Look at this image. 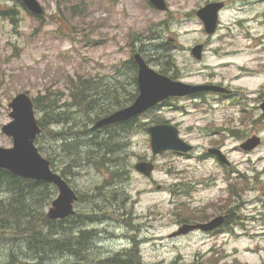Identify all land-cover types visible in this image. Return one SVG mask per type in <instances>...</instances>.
Returning a JSON list of instances; mask_svg holds the SVG:
<instances>
[{
	"label": "rangeland",
	"instance_id": "374dc122",
	"mask_svg": "<svg viewBox=\"0 0 264 264\" xmlns=\"http://www.w3.org/2000/svg\"><path fill=\"white\" fill-rule=\"evenodd\" d=\"M38 1L45 11L41 18L17 0H0L1 7L14 12L0 17V147L13 145L1 129L10 121L8 104L17 94L35 98L47 90L62 93L70 77L85 75L121 89L123 99V89H134V72L124 64L136 53L156 71L170 67L159 53L172 56L179 68L175 80L234 90L229 98L205 94L204 99L171 100L138 118L123 155L128 169L123 189L131 195L127 209L132 212L124 219L112 209L99 215L110 219L89 225L101 232L90 254L104 259L138 247L139 264H264V118L259 109L264 99V0H167L166 12L149 0ZM214 1H226L227 8L219 15L217 32L209 36L196 13ZM198 44L205 45L201 61L191 53ZM63 98L70 99L65 92ZM163 121L177 126L181 138L195 147L190 155L171 151L153 156L144 128ZM254 135L262 138L261 146L251 153L241 150ZM67 143L51 137L45 143L42 137L36 146L60 150ZM209 148L221 149L231 166L205 157ZM139 161L156 165L152 178L135 170ZM68 178L87 198L104 180L96 169ZM82 203L76 204V212L89 213V203ZM225 213L232 223L218 234L169 238L177 224L206 222ZM71 231L67 224L54 238L68 237ZM21 245L22 240L17 252ZM57 257L48 264L74 260Z\"/></svg>",
	"mask_w": 264,
	"mask_h": 264
},
{
	"label": "trees",
	"instance_id": "16d2710c",
	"mask_svg": "<svg viewBox=\"0 0 264 264\" xmlns=\"http://www.w3.org/2000/svg\"><path fill=\"white\" fill-rule=\"evenodd\" d=\"M17 2L22 5L20 0ZM8 9L0 6V17H11L14 12ZM70 16L73 14L70 13ZM63 17H66L65 14ZM164 53H159V56L166 58L164 63L170 67L163 66L159 72L176 79L179 68L172 56ZM124 65L130 66L134 72V89L133 92L123 89L127 94L123 99L120 98L121 89L102 82L100 78L90 79L85 75L68 79L69 84L64 91L70 98L67 102L63 98L64 92L55 93L51 90L32 98L34 108L40 114L38 124L41 133L37 138L38 142L42 137L45 143L50 137L54 141L61 139L63 143L68 142L60 150L50 146L48 150L42 151V148L37 146L49 160L51 168L55 172L59 171L67 182L70 181V174H81L89 169H96L104 180L95 186L88 198L76 190L79 194L78 204L89 203L86 208L89 213L76 212L63 220H51L44 209L54 200L55 187L52 184L20 178L0 168V248L4 256L0 264H27L23 259L32 260L33 264H48L58 258V254L65 256L64 258H74L65 264H139L138 247L104 259L90 254L91 243L101 232L95 227L89 228V225L104 221L108 216L99 215L109 214L110 209L114 212L118 210L123 219L129 217L132 212L127 209L131 195H126V189H123V185L128 181V169L123 164V155L125 145L129 143L128 136L133 133L139 119L106 126L101 130L91 129L99 119L126 107L137 97V64L133 56ZM197 97L203 98L204 95ZM168 101L163 105H168ZM65 106L69 112H60ZM144 129L147 130V127ZM70 132L74 134L71 135ZM67 224L72 229L69 236L54 238V235L66 231ZM127 224L129 227L133 226L131 223ZM20 240L23 250L17 252ZM12 246H16V250L12 249ZM18 253H21L22 259Z\"/></svg>",
	"mask_w": 264,
	"mask_h": 264
},
{
	"label": "water",
	"instance_id": "95a60500",
	"mask_svg": "<svg viewBox=\"0 0 264 264\" xmlns=\"http://www.w3.org/2000/svg\"><path fill=\"white\" fill-rule=\"evenodd\" d=\"M24 7L35 16L44 15V8L38 0H21ZM157 10H169L167 0H149ZM225 7V2H210L201 7L196 15L203 22L204 30L212 36L219 27V15ZM204 44H198L191 50L193 57L201 61L204 55ZM138 66L139 94L132 104L119 109L112 114L99 119L93 129L126 122L139 117L163 101L172 97H186L199 92H215L230 94L232 91L215 84L192 85L175 81L170 77L150 68L143 57L135 55ZM3 104L0 102V108ZM11 110L10 121L1 131L12 139L13 145L9 148L0 147V168L6 169L14 175L30 180L42 181L54 185L58 191L47 212L51 220L65 219L75 213L74 206L78 195L73 188L58 174L53 172L50 162L42 156L35 145V140L41 133L38 118L31 96L22 92L17 94L8 104ZM264 116V101L260 106ZM153 156L163 155L168 151L188 154L194 147L180 137L179 129L172 124H156L148 127ZM261 144V138L254 135L241 144L240 148L251 152ZM209 154L218 157L222 164L230 166L227 157L218 149H209ZM135 170L146 178H152L155 164L151 161H139ZM225 224V217L218 216L208 223L184 224L171 237L186 235L193 230L211 232Z\"/></svg>",
	"mask_w": 264,
	"mask_h": 264
},
{
	"label": "flooded vegetation",
	"instance_id": "af4514ba",
	"mask_svg": "<svg viewBox=\"0 0 264 264\" xmlns=\"http://www.w3.org/2000/svg\"><path fill=\"white\" fill-rule=\"evenodd\" d=\"M225 2V8H227V2L226 1H224ZM189 84V83H188ZM198 95H200V94H198ZM198 95H196V96H193V97H196V98H198L197 96ZM221 95H223V94H221ZM183 98H186V97H183ZM177 99H180V98H177ZM263 100V99H262ZM261 100V101H262ZM260 101V102H261ZM260 104V103H259ZM223 216L225 215L226 216V226L228 225V223H230L231 221H232V219H231V215L229 214V213H225V214H222ZM210 221V220H209ZM206 222H208V221H206ZM206 222H204V221H201V222H194V223H191V224H197V223H206ZM183 224H189V223H183ZM182 223L181 224H177V226H176V230L175 231H177L182 225H183ZM225 229H228V227H224V226H222V227H220L219 229H217L216 231H213V232H210V233H205V232H202V231H200V230H195V231H193V232H191L190 234H188V235H191V234H194V233H202V234H207V235H211V234H218V232H220L221 230H225ZM174 231V232H175ZM188 235H186V236H183V237H187ZM182 237V236H181ZM169 238H170V236H169ZM178 238H180V237H177V238H174V239H178ZM171 239H173V238H171Z\"/></svg>",
	"mask_w": 264,
	"mask_h": 264
}]
</instances>
